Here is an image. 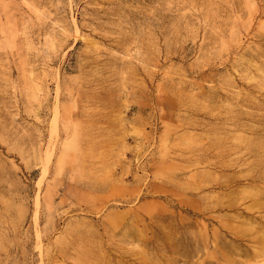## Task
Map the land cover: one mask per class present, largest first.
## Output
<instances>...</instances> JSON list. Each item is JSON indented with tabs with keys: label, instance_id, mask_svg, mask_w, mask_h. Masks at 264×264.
Masks as SVG:
<instances>
[{
	"label": "rangeland",
	"instance_id": "rangeland-1",
	"mask_svg": "<svg viewBox=\"0 0 264 264\" xmlns=\"http://www.w3.org/2000/svg\"><path fill=\"white\" fill-rule=\"evenodd\" d=\"M0 264H264V0H0Z\"/></svg>",
	"mask_w": 264,
	"mask_h": 264
}]
</instances>
